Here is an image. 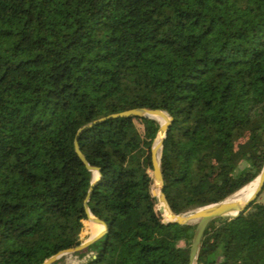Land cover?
<instances>
[{"label":"trees","instance_id":"16d2710c","mask_svg":"<svg viewBox=\"0 0 264 264\" xmlns=\"http://www.w3.org/2000/svg\"><path fill=\"white\" fill-rule=\"evenodd\" d=\"M134 108L172 117L162 170L173 212L254 181L264 0H0V264H42L85 241L94 172L74 144L85 126L79 147L100 168L89 207L108 232L72 255L189 264L197 222L166 223L155 203L160 123L151 134L142 117H111ZM196 264H264V203L212 220Z\"/></svg>","mask_w":264,"mask_h":264},{"label":"water","instance_id":"95a60500","mask_svg":"<svg viewBox=\"0 0 264 264\" xmlns=\"http://www.w3.org/2000/svg\"><path fill=\"white\" fill-rule=\"evenodd\" d=\"M120 116L142 117V118L143 117H156V118L164 119V123L161 125V128H160L161 139L159 140L158 144H156L155 142L152 147V158H153V166H154L152 178L154 182V191L155 190L159 191V198L158 200H155V203L157 205L158 203H161V206H158V209L161 212V214L164 216V211H165L164 205L166 203L165 202L166 193H165L164 175H163V170H162V149L164 146L165 139L167 137V133L169 131V127L172 124V117L165 110L149 109V108H134V109L126 110V111L111 115V117H120ZM87 127L88 126H85L78 131V134L75 137V141H74L75 151L77 152L82 162L86 165V167L89 170L94 172V179L92 181L88 194L84 200V207L88 214V219L96 224H100L103 228L99 232L95 234H91L80 245L73 247V248L61 250L57 254L48 258L42 264H54V262H56L59 258H61L64 255L72 254L74 252L83 250L87 248L88 246H90L91 244H93L98 239H100L101 237H103L108 232L106 222L102 220L101 218L93 215L89 207V201L91 199L92 190L100 177V168L90 165L87 159L85 158V155L82 153L79 147V143H78L79 135L82 134V132ZM159 150H161L160 156H158ZM256 179H258V185L256 187V190L245 201L233 199V196L236 195L238 192H240L245 187L244 186L238 191H236L234 194H232L230 197L220 202L206 205L197 210L191 211L190 213L177 214L173 212V216L168 219L164 216V221L166 223L173 222V223H179V224H187V223L197 222V227L195 230V234H194V238H193L191 250H190L189 264H196L197 255L201 248L202 237L204 235V232L207 226L210 224L212 220L219 218V217L236 218L240 214L244 213L246 209L251 205V203L254 202L259 197V195L262 193L264 189V166L262 168L261 173Z\"/></svg>","mask_w":264,"mask_h":264},{"label":"rangeland","instance_id":"374dc122","mask_svg":"<svg viewBox=\"0 0 264 264\" xmlns=\"http://www.w3.org/2000/svg\"><path fill=\"white\" fill-rule=\"evenodd\" d=\"M159 121V118L156 117H143V124L141 125V130L144 132L147 128H150V132L152 134L153 125ZM156 142V141H155ZM246 166V163L241 164L240 168L243 169ZM250 185H255V182L247 185L244 189L243 193H239L241 196H245L249 193L248 187ZM246 193V194H245ZM235 199V198H234ZM258 201L264 203V190L258 197ZM185 212V213H190ZM194 223V222H193ZM96 225V223L90 221L89 219L84 222V228L82 231V236L85 237V240L92 234V226ZM67 257L60 264H79L80 261L76 256L72 254H67Z\"/></svg>","mask_w":264,"mask_h":264},{"label":"bare ground","instance_id":"6f19581e","mask_svg":"<svg viewBox=\"0 0 264 264\" xmlns=\"http://www.w3.org/2000/svg\"><path fill=\"white\" fill-rule=\"evenodd\" d=\"M158 122L160 123V128H161V125L164 123V119L163 118H159ZM160 128H159V133H158V138L156 140V144H158L159 140L161 139ZM160 155H161V150L158 151V156H160ZM253 182H255V185H250L248 187L249 193L247 195H245V196L239 195V193H243L244 192V189L247 187V185H249V184H251ZM249 184H247L240 192H238L236 195H234L233 199L235 198L236 200H241V201L247 200L254 193V191L256 190V187L258 185V179H255L254 181L250 182ZM156 193H157V198H159V191L156 190ZM165 202L166 203L164 205V208H165L164 216L168 219V218H171L173 216V210H172V208H171V206L169 204L167 196H165ZM159 205L161 206V203H159ZM102 228L103 227L100 224H96V225L92 226V234H95V233L99 232Z\"/></svg>","mask_w":264,"mask_h":264}]
</instances>
